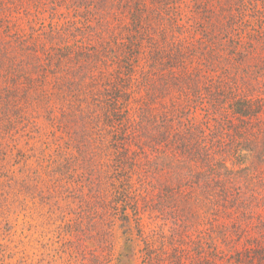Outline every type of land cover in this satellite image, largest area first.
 <instances>
[{"label":"trees","instance_id":"1","mask_svg":"<svg viewBox=\"0 0 264 264\" xmlns=\"http://www.w3.org/2000/svg\"><path fill=\"white\" fill-rule=\"evenodd\" d=\"M9 6L59 20L42 41L10 24ZM0 111L4 133L3 119L28 117L23 137L67 138L59 163L16 181L11 168L26 157L11 158L17 146L2 134L0 173L17 192L42 194L66 232L91 229L111 247V264L157 263L160 242L144 236L149 211L173 223L179 264L196 261L203 253L186 225L198 203L211 232L239 209L230 228L245 236L255 218L260 241L227 259L264 264V0H1ZM39 111L50 117L39 122Z\"/></svg>","mask_w":264,"mask_h":264},{"label":"rangeland","instance_id":"2","mask_svg":"<svg viewBox=\"0 0 264 264\" xmlns=\"http://www.w3.org/2000/svg\"><path fill=\"white\" fill-rule=\"evenodd\" d=\"M15 1L18 6L26 0ZM9 7L10 9L6 13L10 14V24L14 25L15 29L21 31V33L38 36L42 41H46V34L49 30L48 24L51 21L56 22L59 20L58 15L49 16L48 13L42 12L36 16L32 13L25 15L18 7H13L12 11L11 6ZM61 10L56 9L57 14ZM78 11L81 13L82 10L79 9ZM53 41L58 42L59 40L55 38ZM2 112L5 111H0V113ZM39 112L38 116H36L37 114L35 115L36 120H39V122L50 117L51 111ZM17 114L12 115L16 118ZM197 114L202 115V120L197 118L198 121L203 122L206 120L203 119V111H197ZM3 120L8 123V126L6 127V133L0 130V136L4 134L2 142L4 145L11 142L10 146H17L16 150L9 153L10 157L12 158V155L14 156L16 153H19L25 155L27 161L25 167L19 164V166L11 168L15 172L16 181H20L25 175H27V178L31 176L32 174L29 172L30 168L37 170L42 166L43 171L48 169V160L52 165L59 163L66 150H69L70 145L66 142L67 138L59 132L53 135L48 132H33L32 134H27L28 137H23L22 135L26 134V132H22L21 126L25 125L24 123L28 120V117L26 121H21L19 118ZM210 124L213 123L210 122ZM31 136H34L35 139L28 141L27 138ZM59 137H63V139L59 140ZM226 137L235 141L232 135L226 136V134L221 136V141H224ZM53 140H58L60 149L57 152H54L52 147L51 150L46 149V145L43 144V142ZM27 143L28 146L25 145ZM221 148H224L221 151L222 154H225L228 150L225 147ZM254 160L255 163H260L259 159ZM156 161L159 160H154V162ZM11 163L12 161H10ZM19 170L20 173H18ZM0 175L2 176L0 177V264H111L110 258L113 253L111 247H104L107 243L103 244L97 239L92 238V233H89L91 229L86 232V236H80L79 233L72 234L66 232L60 220L61 214L55 211L51 213L54 207L52 203L42 198V194H38L37 192H17L19 186L8 180L9 175L5 172L3 173V171ZM52 175L49 178L53 177ZM42 176L44 179H47V176L43 175V173ZM194 208L193 210L197 211L198 214L192 215V219L188 221L186 226L189 234L190 231L193 233L192 238L197 240L201 253L204 255L200 254L201 257H199L200 255L197 254L195 256L196 261H185V264H190L191 262L206 264V261L209 260L208 252L210 250L206 245L209 240H207L208 237H203V232L210 235L209 238L213 244L212 248H215V256H210L213 261L212 264H240L235 263L232 257L230 260L227 258L230 254L234 253L233 251L237 250L241 252L260 241L258 237V221L255 218L250 222L248 227L250 231L244 234L245 236H241V234L234 235L239 231L234 233L230 226L240 223L239 219L244 217L240 214L239 209L234 211V213L231 212L230 215H224L222 220L218 222L219 224L223 223V227L220 229L215 223V232H211L207 225L209 221L207 220L206 222L209 213L207 207L203 208V204L198 203V206L194 205ZM193 210L190 207L188 214L193 213ZM259 212L264 214L263 209ZM209 218L211 219L210 214ZM167 219L166 215H160L154 213V211L145 213L143 215V222L145 223L144 236L148 239H157L160 242L156 252V264H179L180 261L175 259V246L170 242V237L175 227ZM242 226H245V224H242ZM99 227L101 226L99 225ZM198 232H202V234L198 235ZM111 234H113V231ZM227 234H229L228 237ZM108 241L110 243L115 242V235L109 238ZM219 251L221 253L217 254ZM221 254H225V257L218 260V256ZM207 264L210 263L207 262Z\"/></svg>","mask_w":264,"mask_h":264}]
</instances>
